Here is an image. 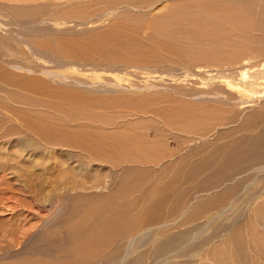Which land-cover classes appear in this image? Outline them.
Returning a JSON list of instances; mask_svg holds the SVG:
<instances>
[{
  "label": "rangeland",
  "instance_id": "374dc122",
  "mask_svg": "<svg viewBox=\"0 0 264 264\" xmlns=\"http://www.w3.org/2000/svg\"><path fill=\"white\" fill-rule=\"evenodd\" d=\"M119 134L134 154L101 155ZM263 244L264 0L0 1V264H259Z\"/></svg>",
  "mask_w": 264,
  "mask_h": 264
},
{
  "label": "bare ground",
  "instance_id": "6f19581e",
  "mask_svg": "<svg viewBox=\"0 0 264 264\" xmlns=\"http://www.w3.org/2000/svg\"><path fill=\"white\" fill-rule=\"evenodd\" d=\"M148 53H149V52H148ZM146 54H147V53H146ZM173 54H174V53H173ZM243 76H245V74H243ZM243 78H245V77H243ZM135 104H136V103H135ZM137 104H138V102H137ZM137 104H136V105H137ZM127 105L130 106L131 104H127ZM139 105H141V104H139ZM132 106H133V105H132ZM137 106H138V105H137ZM140 108H141V106H140ZM143 108H145V107H143ZM136 109H137V108H136ZM143 110H145V109H143ZM141 112H142V110H141ZM159 118H160V117H159ZM159 120H161V119H159ZM163 121H164V120H163ZM164 122H165V121H164ZM30 123H32V122H30ZM36 125H37V124H36ZM49 125H50V124H49ZM24 126H25V125H24ZM29 126L31 127V124H30ZM27 127H28V126H27ZM42 127H43V131L41 130ZM45 127H46V126H43V125L40 126V125H39L38 128H39L41 131H40L39 129H35V127H33V128H34L33 130H38V131H40V132H43L44 134H45V132L47 133L48 130H49V131L51 130V133H52V132H57V131H58L57 129H56L55 131H53L55 126H52L53 129H49V127H47L48 130H47V128H46L47 131H44V130H45ZM28 129H29V128H28ZM33 130H31V131H33ZM190 130H192V129L190 128ZM29 131H30V129H29ZM38 131H37V132H38ZM59 132L62 133L60 130L58 131V133H59ZM25 133H26V132H25ZM38 133H39V132H38ZM51 133H50V134H51ZM58 133H55V134H58ZM44 134H43V135H44ZM40 135H42V133H41ZM60 135H61V134H60ZM62 135H63V136H62ZM62 135H61V136H62L63 141H61L62 143H59L60 141H59V138H58V137H57L58 140H57V139H55V140L53 139V137H55V136H59V135H55V136H54V133H53V135H52V134L49 135V133H48V135L46 134V136H49L50 138H51V136H53L52 139H53L54 141H56V142L59 141V142H57V143L61 144V146H62V144H63L64 146H66V145L68 144V142L72 140V138H73L72 136H74V135H70V138L72 137V138L70 139V138H69V135H64V133H62ZM80 135H81V134H80ZM80 135H79V136H80ZM97 135H98V134H97ZM101 135H102V134H101ZM66 136H67V137H66ZM88 136H89V135H88ZM95 136H96V135H95ZM41 137L47 138V137H45V135H44V136H41ZM63 137H65V139H66L65 143L67 142V138L70 139V140L66 143V145L64 144V140H65V139H64ZM44 138H43V139H44ZM75 138L78 139L79 137L74 136L73 139H75ZM81 138H82V137H81ZM94 138L98 139V141H97V140H96V141H97V144H99V146H100L101 144H102V145L105 144V143H103V141H102L103 138H101V137H94ZM126 138H127V137H125L124 139H126ZM128 138H129V137H128ZM128 138H127V139H128ZM120 139H123V135H122V137H121L120 134H119V135H116V136L114 135V137H112L111 140H110V138H109V142H108V143L106 142V145H104L102 148L100 147V151L102 152V153H100V154L102 155V154L104 153L105 156H106V155H108V156L111 155V156H113V157H114V155H119L120 157H123V158H125V157H127V156H129V155L132 156L134 153H130V150H129V149L124 150V149H122V148H118V145H117V148H118V149L113 150V151H110V148H112V146L110 147V144L112 145V143H114V142H117V141L119 142V141H121ZM124 139H123V140H124ZM53 140H52V142H54ZM34 141H35V140H34ZM38 141H41V140L38 139ZM45 141H46V140H45ZM74 141H75V140H73V142H74ZM78 141H79V140H78ZM83 141H84V140H83ZM86 141H87V140H86ZM96 141H95V142H96ZM100 141H101V143H100ZM125 141H126V140H125ZM131 141H132V140H131ZM131 141H128V140H127L128 143L131 142ZM138 141H139V143H141V145L139 144L140 147L142 148L141 150H144V149H143V145H144V144H145V148L148 147L147 150H148V154H149V155H152V156H156L157 154L161 155V156L152 157V158H151L152 160H153V159L155 160V159H158V158H161V157H164L163 159H165V158H171L172 155H173L174 153L178 152V149H177V148H175V150L171 151V150L168 149L167 146H165V147H167V149H165V148H164V145H162V142H161L160 144H161L163 147H162V146H161L162 148L159 147V146H158L159 144H158L155 140H154V142H156V143H155V144H154V142L152 143V144L155 145V147H154V145H152V148H151L150 143H147V142H140V140H138ZM56 142H55V143H56ZM73 142L71 141V143H70V142H69V143L72 145ZM79 142H80V141H79ZM81 142H82V141H81ZM118 142H117V144H118ZM133 142H134V140H133ZM133 142H132V143H133ZM135 142H136V141H135ZM135 142H134V144H135ZM50 143H51V142H50ZM119 143H121V142H119ZM142 143H144V144H142ZM146 143H147V147H146ZM42 144H43V143H42ZM73 144H76V143L74 142ZM82 144H84V143H82ZM156 144H157V147H156ZM56 145H58V144H56ZM68 145H69V144H68ZM77 145H78V144H77ZM114 145H116V144H114ZM114 145H113V146H114ZM41 146H42V145H41ZM49 146H50V145H49ZM72 146H73V145H72ZM82 146H85V145H82ZM121 146H122V145H121ZM121 146H119V147H121ZM133 146H134V145H133ZM73 147H74V146H73ZM87 147H88V146H87ZM125 147H126V146H125ZM40 148H41V147H40ZM53 148H54V146H53ZM105 148H107V149H105ZM114 148H115V147H114ZM132 148H133V147H132ZM43 149H44V148H43ZM45 149H46V148H45ZM45 149H44V150H45ZM55 149H56V148H55ZM84 149H85V148H84ZM86 149H87V148H86ZM89 149H91V148L89 147ZM96 149H98V147H97ZM112 149H113V148H112ZM112 149H111V150H112ZM119 149H120V151H119ZM137 149H138V146L135 147V150H137ZM139 149H140V148H139ZM40 150H41V149H40ZM93 150H94V149H93ZM133 150H134V149H133ZM158 150H159L160 153L157 152ZM38 151H39V150H38ZM88 151H89V150H88ZM41 152H42V151H41ZM89 152H90V151H89ZM93 152H94V151H93ZM93 152H92V154H93ZM95 152H96V150H95ZM95 152H94V153H95ZM156 152H157V153H156ZM97 153H99V150H98ZM135 153H136V152H135ZM86 155L88 156V153H87ZM95 155H96V154H95ZM111 156H110V157H111ZM113 157H112V158H113ZM157 157H158V158H157ZM107 159H108V158H107ZM125 159H126V158H125ZM127 159H128V158H127ZM129 159H130V158H129ZM195 168H196V167H195ZM166 200H167V199H165V200H163V201L166 202ZM152 211H153V210H152ZM156 211H157V210H156ZM217 239H218V238H217ZM262 246H264V244H263ZM160 248H162V247H160ZM160 248H159V249H160ZM256 248H257V247H256ZM262 248H263V247H262ZM183 249H184V248H183ZM229 249H230V248H229ZM259 250H260V249H259ZM159 251H160V250H159ZM159 251H158V252H159ZM164 251H165V250H164ZM234 253H235V252H234ZM257 253H258V252H257ZM173 254H175V253H173ZM226 254H227V253H226ZM259 254H260V255H259ZM159 255H160V254H159ZM171 255H172V254H171ZM171 255H170V256H171ZM262 256H263V257H262ZM112 258H114V257H112ZM158 258H159V257H158ZM254 258H255V257H254ZM257 258H258L257 260H258L259 264H264V253H263V252L258 253ZM114 259H115V262H116V259H118V258L115 257ZM139 260H141V259L139 258ZM233 260H234V259H233ZM112 261H114V260H112ZM109 262H110V261H109ZM146 262H147V261H146ZM143 263H144V262H143ZM111 264H112V263H111ZM256 264H257V263H256Z\"/></svg>",
  "mask_w": 264,
  "mask_h": 264
},
{
  "label": "crops",
  "instance_id": "0c3cea01",
  "mask_svg": "<svg viewBox=\"0 0 264 264\" xmlns=\"http://www.w3.org/2000/svg\"><path fill=\"white\" fill-rule=\"evenodd\" d=\"M0 1H6V0H0ZM9 1V0H8ZM10 1H15V0H10Z\"/></svg>",
  "mask_w": 264,
  "mask_h": 264
}]
</instances>
